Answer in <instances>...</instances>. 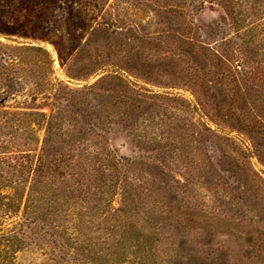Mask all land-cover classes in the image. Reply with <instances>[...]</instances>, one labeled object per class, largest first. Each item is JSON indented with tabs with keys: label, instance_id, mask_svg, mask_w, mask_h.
<instances>
[{
	"label": "rangeland",
	"instance_id": "1",
	"mask_svg": "<svg viewBox=\"0 0 264 264\" xmlns=\"http://www.w3.org/2000/svg\"><path fill=\"white\" fill-rule=\"evenodd\" d=\"M262 9L0 0V264H264Z\"/></svg>",
	"mask_w": 264,
	"mask_h": 264
},
{
	"label": "trees",
	"instance_id": "2",
	"mask_svg": "<svg viewBox=\"0 0 264 264\" xmlns=\"http://www.w3.org/2000/svg\"><path fill=\"white\" fill-rule=\"evenodd\" d=\"M264 1V0H263ZM224 5H222L225 9L228 8L229 9V12H230V9H233L234 8V4L233 3H223ZM262 13L264 14V10L262 9Z\"/></svg>",
	"mask_w": 264,
	"mask_h": 264
}]
</instances>
